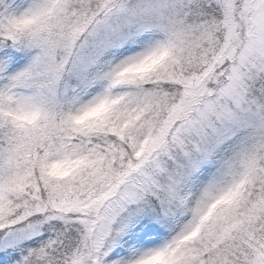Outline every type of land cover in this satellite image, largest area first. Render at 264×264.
<instances>
[{
    "label": "snow or ice",
    "instance_id": "6c2138e0",
    "mask_svg": "<svg viewBox=\"0 0 264 264\" xmlns=\"http://www.w3.org/2000/svg\"><path fill=\"white\" fill-rule=\"evenodd\" d=\"M0 264H264V0H0Z\"/></svg>",
    "mask_w": 264,
    "mask_h": 264
}]
</instances>
